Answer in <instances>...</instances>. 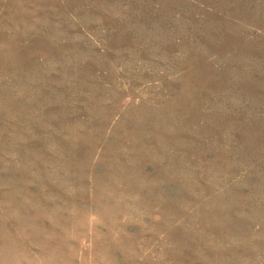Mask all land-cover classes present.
I'll list each match as a JSON object with an SVG mask.
<instances>
[{
	"label": "rangeland",
	"instance_id": "rangeland-1",
	"mask_svg": "<svg viewBox=\"0 0 264 264\" xmlns=\"http://www.w3.org/2000/svg\"><path fill=\"white\" fill-rule=\"evenodd\" d=\"M0 264H264V0H0Z\"/></svg>",
	"mask_w": 264,
	"mask_h": 264
},
{
	"label": "crops",
	"instance_id": "crops-1",
	"mask_svg": "<svg viewBox=\"0 0 264 264\" xmlns=\"http://www.w3.org/2000/svg\"><path fill=\"white\" fill-rule=\"evenodd\" d=\"M84 263H89V262L86 261V262H84Z\"/></svg>",
	"mask_w": 264,
	"mask_h": 264
}]
</instances>
